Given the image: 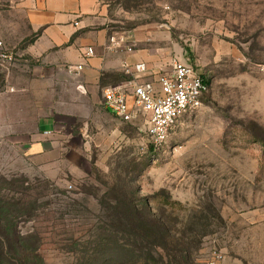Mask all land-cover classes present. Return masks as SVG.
Wrapping results in <instances>:
<instances>
[{
  "label": "rangeland",
  "instance_id": "1",
  "mask_svg": "<svg viewBox=\"0 0 264 264\" xmlns=\"http://www.w3.org/2000/svg\"><path fill=\"white\" fill-rule=\"evenodd\" d=\"M10 1L7 27L23 32V48L31 35L25 21L10 23ZM103 2L111 34L131 33L148 64L192 65L210 92L158 152L141 123L107 115L103 89L94 103L67 105V144L58 150L29 157L0 145L1 194L22 200L19 228L39 236L45 264H81L102 215L124 209L115 198L137 190L184 237L193 264L215 254L264 264V0ZM2 44L17 63L14 45Z\"/></svg>",
  "mask_w": 264,
  "mask_h": 264
},
{
  "label": "crops",
  "instance_id": "2",
  "mask_svg": "<svg viewBox=\"0 0 264 264\" xmlns=\"http://www.w3.org/2000/svg\"><path fill=\"white\" fill-rule=\"evenodd\" d=\"M10 3L11 13H15L10 23L16 28L25 21L31 38L25 47H19L25 36L7 27V0L0 1L4 23L0 39L5 47L14 45L19 57L17 63L0 71V145L7 149L24 151L29 157L58 150L67 144V118H72L67 116V105L94 103L100 89L130 79L123 71L124 63L161 67L158 61L148 64L152 61L142 53L126 54L111 46L110 39L116 35L106 26L108 10L103 0ZM88 49L94 56L86 57ZM69 65H82L83 69L72 75L67 72Z\"/></svg>",
  "mask_w": 264,
  "mask_h": 264
},
{
  "label": "trees",
  "instance_id": "3",
  "mask_svg": "<svg viewBox=\"0 0 264 264\" xmlns=\"http://www.w3.org/2000/svg\"><path fill=\"white\" fill-rule=\"evenodd\" d=\"M0 189V264H45L40 238L19 228L22 200L8 199ZM121 192V191H120ZM115 198L121 211L102 215V226L88 241L81 264H193L184 237L150 212L139 191Z\"/></svg>",
  "mask_w": 264,
  "mask_h": 264
},
{
  "label": "built area",
  "instance_id": "4",
  "mask_svg": "<svg viewBox=\"0 0 264 264\" xmlns=\"http://www.w3.org/2000/svg\"><path fill=\"white\" fill-rule=\"evenodd\" d=\"M110 44L114 49L124 47L128 54L134 52L135 41L128 34L113 36ZM92 56L93 50L88 49L86 57ZM11 64L12 57L0 42V68L6 70ZM82 69V65H69L67 72L74 75ZM123 71L130 79L104 89L103 105L123 123H141L152 152L163 150L179 122L202 109L211 89V80L185 62L173 61L165 68L124 63ZM202 264L228 263L223 256L215 254Z\"/></svg>",
  "mask_w": 264,
  "mask_h": 264
}]
</instances>
